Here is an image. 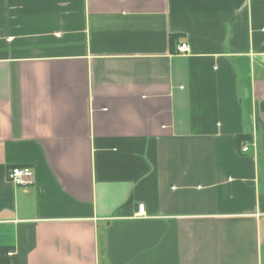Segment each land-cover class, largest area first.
<instances>
[{
  "label": "crops",
  "instance_id": "0c3cea01",
  "mask_svg": "<svg viewBox=\"0 0 264 264\" xmlns=\"http://www.w3.org/2000/svg\"><path fill=\"white\" fill-rule=\"evenodd\" d=\"M0 264H264V0H0Z\"/></svg>",
  "mask_w": 264,
  "mask_h": 264
},
{
  "label": "built area",
  "instance_id": "2783aa9c",
  "mask_svg": "<svg viewBox=\"0 0 264 264\" xmlns=\"http://www.w3.org/2000/svg\"><path fill=\"white\" fill-rule=\"evenodd\" d=\"M179 51L183 54L190 53V48L187 44H183L180 46ZM249 148L246 146L243 148L244 152H248ZM35 178L34 171L29 167H17L13 168L9 175L8 179L9 181L14 184L15 186H28L33 183ZM138 215L140 217H143L146 215L145 206L141 205L139 206V212Z\"/></svg>",
  "mask_w": 264,
  "mask_h": 264
}]
</instances>
